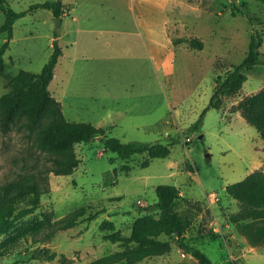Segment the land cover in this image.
<instances>
[{
    "label": "rangeland",
    "instance_id": "obj_1",
    "mask_svg": "<svg viewBox=\"0 0 264 264\" xmlns=\"http://www.w3.org/2000/svg\"><path fill=\"white\" fill-rule=\"evenodd\" d=\"M6 1L20 11L46 0ZM61 1L58 27L45 8L14 21L3 54L4 72H38L56 38L62 54L48 89L66 119L90 122L102 131L89 142L74 144L78 166L70 174L49 172V191L40 195L37 208L0 233V264H83L119 249V242L106 235H129L134 219L147 212L157 217V210L148 207L156 202L160 183L174 184L182 192L174 208L187 219L190 236L204 240L197 246L213 263L264 264V249L252 251L246 243L250 220L231 224L234 238H229L228 215L237 211L238 203L225 192L227 184L264 168V139L243 117L232 115L241 98L264 87V2ZM3 19L0 9V23ZM252 33L262 37L261 63L247 69L240 89L221 95L218 107L205 110L198 128L191 129L214 84L245 56ZM5 37L0 33V45ZM190 38L201 40L202 48L189 46ZM9 90L7 78L0 76V95ZM108 135L172 144L167 157L141 166L143 153L121 159L103 152L100 137ZM36 158L43 161L42 152L23 127L17 123L7 132L0 129V185L32 170ZM212 192L217 199L210 198ZM29 204L18 201L19 208ZM78 207L84 208L83 217L98 213L57 230L42 243L31 240L32 223L44 213L54 220ZM210 218L217 221V231L206 226ZM251 226L264 230V223ZM212 233L220 236L212 239ZM43 250L54 251L55 257L31 258Z\"/></svg>",
    "mask_w": 264,
    "mask_h": 264
},
{
    "label": "trees",
    "instance_id": "obj_2",
    "mask_svg": "<svg viewBox=\"0 0 264 264\" xmlns=\"http://www.w3.org/2000/svg\"><path fill=\"white\" fill-rule=\"evenodd\" d=\"M37 8H45L50 10L53 16L61 17L63 3L61 0H46L31 3L27 9L16 11L6 0H0V9L4 13L3 22L0 23V33L6 35L0 45V76L6 77L10 85V90L0 95V129L2 132H7L18 123L29 135H32V140L43 157L41 162L36 158L32 170L21 173L0 185V233L6 232L15 220L37 208L40 195L49 191L47 179L49 172L56 175L70 174L78 166L80 159L74 144L89 142L102 131L101 127L90 122L66 119L60 102L48 89L54 68L62 54L56 38L52 41L51 53L38 72L25 69L18 70L14 75L4 72L3 54L12 37L14 21ZM54 37H57L56 32ZM180 41L175 40L173 43ZM187 42L193 48H202V41L197 38H190ZM261 42V34L250 35L245 56L240 62L231 64L214 84L208 105L190 126L191 129L198 128L205 110L209 107H218L221 95H230L240 89L247 79V69L261 63L259 51ZM237 108L246 122L252 125L264 139V87L241 98ZM100 140L103 152H114L121 159H128L135 154H145L146 158L142 160L141 166L148 165L152 158L167 157L172 144V142L121 141L116 136L109 135L100 137ZM155 192L157 200L148 207V211L155 208L157 217L147 212L134 219L129 235L124 236L119 233L106 235V239L112 242L118 241L120 248L83 264H112L121 260L135 264L148 257L166 255L174 246L186 250L199 264H213L209 256L197 246V239L188 237L187 219L174 208L179 198V189L173 184L160 183L156 185ZM225 192L238 203L237 211L228 215L229 222L264 217V168L254 169L242 179L227 184ZM21 199L30 202L28 207L19 208L18 201ZM97 213L98 211L83 217L84 208L78 207L54 220H51L48 213H44L41 219L32 223L31 240L42 243L57 230L72 227L80 219L91 220ZM219 236L212 233V239ZM55 254L54 251L43 250L41 255L31 258L52 260ZM64 258L61 254L60 259L65 261ZM224 264H236V262L227 260Z\"/></svg>",
    "mask_w": 264,
    "mask_h": 264
},
{
    "label": "crops",
    "instance_id": "obj_3",
    "mask_svg": "<svg viewBox=\"0 0 264 264\" xmlns=\"http://www.w3.org/2000/svg\"><path fill=\"white\" fill-rule=\"evenodd\" d=\"M232 115H236L238 117L240 116L241 118L243 117L241 115L240 111L233 112ZM179 195H182V192L180 190H179ZM206 222H207L206 226L212 227L214 231H217L216 230L217 227L219 228V226L215 225V224H217V221H215L214 219L210 218V220H207ZM258 223H264V217L252 219L246 223V227H250V229H251L250 232L246 235V238L248 239V240H246V243L250 244V250H252V251H258L259 247L261 249H264V230H259L258 228H254V226H251L252 224L256 225ZM231 224H233L234 226H237L240 224V222H234V223L229 222V224H226V226L230 229ZM218 231H220V230H218ZM189 233H190L189 231H187V233H186L188 235V237L190 236ZM229 238H234V235L231 232V229H230ZM205 239H207V238H205ZM203 241H200V242L196 241V243H201ZM174 247L177 248L176 253H173L172 249H171V251L166 255L148 257V258H145V259H143V260H141L135 264H199L198 261L190 253H188L186 250L179 248V247H176V246H174ZM236 251L241 252L240 249H237ZM182 253H184V254L182 255ZM112 264H128V263L124 260H121V261L114 262ZM213 264H215V263H213Z\"/></svg>",
    "mask_w": 264,
    "mask_h": 264
},
{
    "label": "water",
    "instance_id": "obj_4",
    "mask_svg": "<svg viewBox=\"0 0 264 264\" xmlns=\"http://www.w3.org/2000/svg\"><path fill=\"white\" fill-rule=\"evenodd\" d=\"M52 20H53L54 26L58 27L60 20H61V17L60 16H52Z\"/></svg>",
    "mask_w": 264,
    "mask_h": 264
},
{
    "label": "built area",
    "instance_id": "obj_5",
    "mask_svg": "<svg viewBox=\"0 0 264 264\" xmlns=\"http://www.w3.org/2000/svg\"><path fill=\"white\" fill-rule=\"evenodd\" d=\"M210 198H212V200H215V199H217V195L215 194V193H211V195H210ZM184 253H182V255H183Z\"/></svg>",
    "mask_w": 264,
    "mask_h": 264
}]
</instances>
